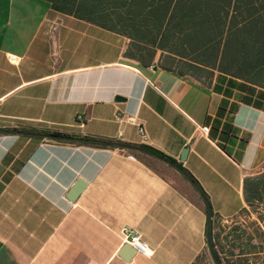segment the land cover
I'll return each instance as SVG.
<instances>
[{
  "label": "crops",
  "instance_id": "crops-1",
  "mask_svg": "<svg viewBox=\"0 0 264 264\" xmlns=\"http://www.w3.org/2000/svg\"><path fill=\"white\" fill-rule=\"evenodd\" d=\"M186 60L46 0H0V129L138 147L0 135V264H193L209 250L210 209L234 220L264 168V89Z\"/></svg>",
  "mask_w": 264,
  "mask_h": 264
},
{
  "label": "trees",
  "instance_id": "trees-1",
  "mask_svg": "<svg viewBox=\"0 0 264 264\" xmlns=\"http://www.w3.org/2000/svg\"><path fill=\"white\" fill-rule=\"evenodd\" d=\"M46 1L61 14L127 38H142L155 48L175 49L178 55L187 57L188 62L183 64L187 68H218L264 89V0ZM0 135L97 149L138 148L116 140L77 138L57 131L12 128L0 129ZM244 197L247 207L235 219L255 215L252 229L237 225L227 231L223 220L211 209L209 250L193 264L202 260L213 264H264V168L245 178Z\"/></svg>",
  "mask_w": 264,
  "mask_h": 264
},
{
  "label": "built area",
  "instance_id": "built-area-1",
  "mask_svg": "<svg viewBox=\"0 0 264 264\" xmlns=\"http://www.w3.org/2000/svg\"><path fill=\"white\" fill-rule=\"evenodd\" d=\"M61 23L57 22L54 27L53 31H57L58 28L60 27ZM9 60L11 63L15 64L18 62V58L16 56H9ZM131 121L134 122L133 118H130ZM77 121L79 123H83V116H78ZM139 126V133L142 136L144 140L147 139V133L145 130L144 124H138ZM210 131L209 127H204L203 132L204 134H208ZM121 239L124 244L129 245L131 248L135 250V252L144 255V256H151L153 251L149 247V245L142 240V237L140 234L129 232L128 230H123L121 232Z\"/></svg>",
  "mask_w": 264,
  "mask_h": 264
},
{
  "label": "rangeland",
  "instance_id": "rangeland-1",
  "mask_svg": "<svg viewBox=\"0 0 264 264\" xmlns=\"http://www.w3.org/2000/svg\"><path fill=\"white\" fill-rule=\"evenodd\" d=\"M256 220V216L255 215H246V216H242L238 219H235V220H232V221H229V222H223L222 224L226 227V230L229 231L230 228L234 227V226H242V227H245V228H251V223L253 221ZM199 264H213L211 260H202Z\"/></svg>",
  "mask_w": 264,
  "mask_h": 264
},
{
  "label": "water",
  "instance_id": "water-1",
  "mask_svg": "<svg viewBox=\"0 0 264 264\" xmlns=\"http://www.w3.org/2000/svg\"><path fill=\"white\" fill-rule=\"evenodd\" d=\"M83 184L82 183H78V185L74 188V190L72 191V196L74 199V197H76L78 194H80L82 191H83ZM211 219H212V212H211V209H210V219H209V226L211 224Z\"/></svg>",
  "mask_w": 264,
  "mask_h": 264
}]
</instances>
